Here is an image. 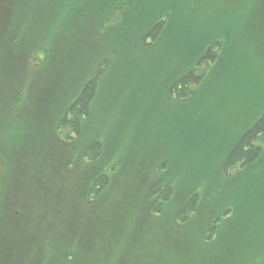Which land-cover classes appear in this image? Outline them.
<instances>
[{
  "label": "trees",
  "instance_id": "trees-1",
  "mask_svg": "<svg viewBox=\"0 0 264 264\" xmlns=\"http://www.w3.org/2000/svg\"><path fill=\"white\" fill-rule=\"evenodd\" d=\"M145 3L146 0H0V16L6 14L0 23V39L9 37L8 45L23 42L33 49L41 43L44 60L52 62L53 70L50 87L43 92V99L51 102L47 113L54 117L52 132H60L65 140H76L78 143L70 146L73 152L80 148L86 122L99 104L106 106L109 116L116 114L120 106L139 107L142 99L161 96L170 102H190V116L198 117L200 112L196 108L217 98L215 88L224 83L233 89L232 95L241 96L246 87L230 82L226 75H217L215 70L222 62L225 44L234 36L244 68V74L240 71L242 82L246 76L248 88L256 89L252 91L260 108L256 118L240 137H235L232 146L225 145L218 154H214L212 146L202 148L198 156L186 152L200 161L191 169H178L173 159L174 171L165 169L163 164L152 165L162 168L157 178L153 182L139 178L133 192L142 189L148 196H170L162 202L153 198L148 209L156 211L160 225H169L170 233L184 229L183 264H240L243 253L234 252L230 235H222L218 230L227 223L228 229L237 226L233 221L238 217L232 218L226 203L218 212L217 202L221 198H216L215 193L218 188L222 193L223 186L227 187L223 180L243 174L246 183L255 170L264 168V66L259 60L264 53V0H153L152 10L139 14ZM195 17L200 18L196 25L190 23ZM81 21L85 22L82 27ZM71 41L75 42L78 54L70 57L74 67L66 68L59 63ZM246 46L252 51L247 57ZM64 57L67 62L68 53ZM173 113L169 114L172 118ZM109 134L112 139L105 148L91 139L79 151V157L87 159L90 166L82 171L85 181L79 191L84 194H104L111 189L114 194L121 193L118 164L134 151L136 144L123 150L118 133ZM151 155V149L140 155L143 162L136 168L141 175L146 176L142 169ZM72 162L68 160L67 164L71 167ZM232 167L235 169L230 172ZM71 168L66 166L61 171H68L69 175ZM200 176L204 178L196 181ZM198 187L202 189L200 195ZM207 214L209 218L203 223ZM222 214L229 215L221 217ZM257 217L246 214V226L241 233L238 228L235 236L246 241L249 226ZM218 219L224 222L217 224ZM239 220L240 224L245 221L240 217ZM128 248L126 253L131 252L136 261L146 254L143 247ZM176 262L172 259L170 264Z\"/></svg>",
  "mask_w": 264,
  "mask_h": 264
},
{
  "label": "rangeland",
  "instance_id": "rangeland-1",
  "mask_svg": "<svg viewBox=\"0 0 264 264\" xmlns=\"http://www.w3.org/2000/svg\"><path fill=\"white\" fill-rule=\"evenodd\" d=\"M152 7L153 0H146L139 14L146 15ZM5 15L0 16V23L4 22ZM199 20L195 17L190 23L196 25ZM84 25L81 21L80 26ZM171 28L174 30L175 26ZM9 42V37L0 39V264H170L172 259L176 264H183L184 229L170 233L169 225H160L156 211L148 209L153 198L162 202L170 196L157 193L148 196L142 189L137 193L133 190L139 178L146 177L149 182L157 178L162 168H154V165L163 164L165 169L174 171L173 159L178 169H191L200 161L187 153L198 156L202 148L212 146L214 154H218L225 145L232 146L235 137H240L256 118L260 109L257 96L252 94L256 89L248 88L246 76L242 82L240 71L244 74V68L234 46V36L225 44L222 62L215 70L217 75H226L230 82L243 84L246 88L241 96L232 95L233 89L225 83L216 87L217 98L196 108L201 118L190 116V102H170L161 96L144 98L138 103L139 107L120 106L116 114L109 116L106 106L99 104L86 122L85 134L79 139L80 148H74L73 152L70 146L74 147L76 140H65L60 132H52L54 117L47 113L51 102L43 99V92L50 87L53 70L52 62L44 60L41 43L37 44L40 48L33 49L30 44L8 45ZM69 44L59 63L66 68L74 67L70 57L78 54L75 42ZM248 53L252 51L246 46V57ZM259 60L264 66V53ZM262 72L264 74V69ZM55 88L51 86L53 91ZM263 104L264 96L261 97L262 107ZM206 106L212 107L218 115ZM171 112H174L173 118L169 116ZM112 131L118 133L123 150L136 144L134 151L118 164L121 193L114 194L111 189L104 194H84L79 191L85 181L82 171L90 166L87 159L79 157V151L91 139L105 148L112 139L109 134ZM202 139H205L203 143ZM149 149L152 155L142 169L144 176L136 166L143 162L140 155ZM68 160L73 161L72 168ZM66 166L71 168L69 175L68 171H61ZM243 179V174L229 177L223 180L227 186L222 185L224 191L220 193L218 188L215 193L216 198H221V202H217L218 212L226 203L232 218L238 217L233 221L237 226L231 224L233 227L228 229L227 223L218 230L222 235H230L234 252L243 253L240 264H264V168L255 170L246 183ZM142 184L141 181L140 186ZM198 189L200 195L202 189ZM243 210L244 215H241ZM246 214L258 217L249 226L246 241H242L234 233L238 228L241 233L246 226ZM205 217L203 223L209 215ZM239 217L245 220L241 224ZM223 222L222 219L216 221L217 224ZM128 246L143 247L146 254H141L143 258L136 261L131 252L126 253Z\"/></svg>",
  "mask_w": 264,
  "mask_h": 264
}]
</instances>
